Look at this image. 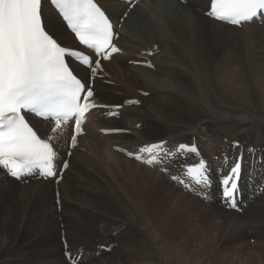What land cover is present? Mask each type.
<instances>
[{
    "label": "bare ground",
    "instance_id": "bare-ground-1",
    "mask_svg": "<svg viewBox=\"0 0 264 264\" xmlns=\"http://www.w3.org/2000/svg\"><path fill=\"white\" fill-rule=\"evenodd\" d=\"M95 1L105 10L107 15L114 22L117 28L119 24L121 23L120 22L121 19L124 18V14L126 13L128 9V5L120 3L117 0H95ZM209 8H210V0H188L185 3H182L179 0H143L140 3H138L133 8V10L129 12L128 16L124 18L122 25H121V30L119 31V33H121V36L126 34L127 32H128V35L122 36V38L120 36V38L118 39V43L123 42L125 43L126 46L130 48H136L137 50V52L133 53L132 51L122 48L121 45L119 44L122 50L128 51V53L135 54V55H132L131 60H129L131 61L130 66L121 65L120 68H118V69H121L122 72H124L123 81H125L132 87L134 85L139 86L140 88L143 89V91L142 90L140 91L144 93L150 92L152 95L153 93L156 94V92H158L159 93L157 97L158 101L156 102V104L160 103L167 108H171V110L173 108V109H176V111H186L187 113H190L191 115H193V113L198 111L199 112L197 113L198 115L208 116V108L210 107L211 110L213 109L212 111L215 110L218 113L222 105L216 103L215 100L213 99L214 96L213 97L211 96L208 83L205 84L204 82L205 77H203V73H202V70L204 67L201 66L200 64V61L203 60L202 56L206 55L205 49H207L208 46H210V44L214 42H222V43L234 42V41L238 42L240 40V34H241L239 32L246 30L249 27L260 30L261 27H260V22L253 23L250 25H245L242 28L231 27L225 24L218 23L206 15V13L209 11ZM43 10H44L43 16L45 18V27L47 31L49 32V34H51L54 38H56V40L60 44L61 43L62 44L71 43L72 42L71 35L67 32L64 25L60 21L59 17L56 16L55 12L52 11L49 6H45V5L43 6ZM263 25H264V22H263ZM48 27L52 30V33L48 30ZM259 33H264V31L261 29ZM176 41L180 42L179 46L175 44ZM150 52L155 54L153 59L149 56ZM200 52L202 56L199 55ZM226 56L227 55H225V57ZM228 58L229 60H232V61L228 60L229 63L233 62L234 55H230ZM119 59H122V57L116 56L115 58L111 60V63L105 64L103 72L100 73L102 77L96 78L94 80V87H93V90L95 91L94 98L96 99L98 104L106 106L107 109L96 110V111H93L89 115L88 122L84 128L86 132V136L81 138L80 146L78 147V149H75L73 153V158L70 160V167L65 172L63 181L58 185V190H56L54 181L44 182V181H36L34 179L30 180L29 186H26V185L21 186L20 184V186L23 187V189L18 188L19 185L17 181H14L13 179L9 178L3 171L0 170V198H2L1 196L3 194H10L12 197L10 199L11 201L8 202V204L6 205L4 209L5 212L7 213H6V218L0 223V232H3L2 234H4V232H6V230L9 229V227L11 226L10 224L13 223L11 222V219L15 217L16 218L14 222L15 231L16 230L17 232L22 231L23 228L25 227L26 232H29L30 234L28 244L26 245L27 255L19 257L20 260L22 259L21 264L31 263V260H32L31 256L33 253L36 252V246L33 243L34 239L39 237L41 240L45 242L47 241V239L48 240L50 239V236L52 234L50 233L52 232L50 230L57 225L56 221L59 220V218L62 216V214L59 213L58 208L62 207V210H63L65 207V204L73 199H82V201L78 202L81 204V207H80L81 210L89 207L93 211H96L98 208H101V206L106 207L108 205H112V207L116 208L118 220L124 223V224H121L117 222L116 220H114V222L112 223V220H110L111 218L108 219L107 221H104V223L97 222L96 223L97 229H95L94 231L96 233V236H94L92 233H88V235H86L85 227L87 228L88 225H85L83 223L79 225V222L81 221L80 218L82 217L81 210L76 213H72L71 217L68 216L69 218H67V215L65 214L63 216L64 219L61 222V224H65L64 228L66 230L65 240H66V245L68 247L67 250H65V245L62 241L63 235H61V230L59 231L61 236L60 235L59 236L61 237L60 241L63 244L64 258L65 256L66 257L68 256L67 253H71L70 261L74 262V264H134V263L135 264H159L158 260L153 254L154 252L149 251L150 249L148 248V245L145 242L146 237H144L143 235V231H145L143 230L144 222L148 219L152 220L157 228L158 226L162 225V229H164L165 224L168 225L169 227L168 229L172 233L174 242L183 243L186 245V248H188L189 246H192V247L199 248L198 250H202L208 244V240H207L204 230H203L204 234L202 233L203 231L201 232V234L204 236L200 235V237L199 236L197 237V235H195V237L182 238L185 236H180L175 233L176 224L179 225L180 230L184 231L185 230L184 228L187 229L186 224L190 222L189 220L188 222L185 219V216L187 217V214L189 212L192 214H195V212H191L193 211L192 208L194 207V205L193 206L187 205L186 203L189 200L187 202H184V200H186L187 198H190L195 201L201 202L202 200L200 199V197H198L197 194L193 192H192L193 194H191V192L183 190L179 185H177L175 182L172 181L170 174L169 175L163 174L159 170V168H149L147 166L139 164L138 162H135L134 160L127 158L125 155L121 154L117 150V148H122V149H128L131 152L134 150L133 148L135 147L134 151H136L139 147H142L144 145L161 142L158 140H162L166 142L167 145L172 148H175L176 146L180 144H187L190 146L191 143L194 142L193 140L195 138V136L192 139L189 138L188 137L189 135H187V132H186L181 135H178L177 138L175 137L176 139L175 138L170 139V137H166L164 139L155 138L157 139V141L153 143H146V144L142 143L141 145H136V146L132 145V143H136V142L140 144L142 141L139 142L140 141L139 137H143L144 135L147 134V133L144 134V133L132 131V129L138 130L139 128V126H137L138 123L140 124L144 123L143 120L145 119H147L148 121L151 120L153 122V119H154V120H157V122L161 124L164 122L163 119L166 121V118L164 117L166 113H164V111H161V110L160 111L156 110L155 104H153L154 102H152L151 107L146 108L145 110L139 109L136 114L138 117L135 116L136 117L135 118L134 117L135 110H136L135 108H140V107L136 105L127 106L125 104L128 101H132V100L141 101V100L137 99L136 97H131V94L129 92L125 94L127 95V97L124 98L120 106L114 105L113 103L103 100V97L108 96V95L113 96V93L119 94L120 96H124L116 91V89H121L120 84L116 83V86H115L114 84L110 83V82H113V80L111 79V77H109V75L111 76H115V75H113L112 73L108 72L105 69L106 67L110 66L113 62ZM149 61L153 64V66H155L156 73L162 76H165L166 79L169 80L167 81L168 82L167 84L164 85L163 83V85H159V84L155 85L146 79V75L150 74V76H152L151 71L146 68L141 67V64L143 62H149ZM205 61H206V58H205ZM71 65H72L73 71L76 74V76H78L88 86L90 72L78 64L72 63ZM211 66L213 68L214 65L212 64ZM167 67H172L173 70L168 71L169 69L167 70L166 69ZM141 70H146L149 73L146 74L145 71H141ZM257 71L259 72L258 73L259 76L262 75V73H264V71L260 69ZM233 76H236V75H233ZM153 78L157 80V76H155V74H153ZM254 78L256 80V77ZM220 80H223V79H220ZM234 80H235V77L232 80V82ZM222 82H225V80ZM253 83H254V79H253ZM190 85H192V87L194 88V93H191L189 91L191 87ZM224 86H227V85H224ZM256 86H259V85H256ZM229 87L230 86H228V88ZM231 88L233 89V87ZM248 91H245L244 89L242 91L231 92L229 94L230 96L228 97L227 102L225 101V103L236 102L243 106H252V109H253L254 106H256V104L254 103L255 100L254 101L252 100L253 97L251 98V95H249L250 93H248ZM255 94H258V93L256 92ZM262 97L264 99V91L262 92ZM216 98H217V95H216ZM144 100L145 99L143 98L142 101ZM114 107H122L119 118L111 117V114L115 111ZM131 108H134V109L132 110ZM261 110L262 112L264 111L263 109ZM129 111H132L133 114L130 113ZM139 111L143 113L142 116L138 113ZM239 113H242V111ZM175 117L177 116L175 115ZM30 121L33 127L35 128L36 132L41 137L47 138L50 135L49 133L51 130V125H49L47 122L39 121L33 117L30 118ZM166 123L168 124V122ZM198 123H197L198 125L197 127H191L192 125H176V124L171 125L170 127L172 128V130H174L173 132H175V130L178 132L180 128H182L181 130L182 132L187 129H189L187 131H190V130L194 131L198 129V131H200L201 133L211 132L213 135H215L216 132L212 130V128L214 127L210 126L209 117L201 118ZM146 124L148 125L149 123L146 122ZM98 125H99V128H96V126ZM247 125L249 124L247 123ZM237 128L242 129L244 128V126L237 125ZM113 129H116V130H113ZM151 129L155 130V128H151ZM101 131H109V134L111 135L108 134L105 136L103 133L102 134L100 133ZM117 131H121V132L119 133ZM140 131L143 132L144 129ZM246 131L248 132L236 131L237 132L236 136H234L235 134L234 135L231 134L230 137L228 138L230 141L229 145L225 143L227 142L225 140L227 138H222L220 139V141L217 140V142H219L217 149H215V147L212 146L214 151H211L207 157L208 162L210 164V168L212 170V176L214 179V188L211 189L210 192H208V190H202V189H196L195 191L196 193H199V191L202 190L204 192L203 194L205 193L208 194V198L210 201L204 200L206 203L205 202L203 203H205V205H215L216 204V206H212L213 211L211 212V210H209L210 212L208 213L212 214L213 216L222 215V217L224 218L223 223L225 224L226 228H228L230 225L237 224L238 219L241 218L239 215L247 214V211L249 210V208L250 209L252 208L250 207L252 203H255L261 200L263 201V199H261L262 195L257 193L255 189L264 180V134L257 132V131H253V130L251 132L250 129ZM135 134L139 136L137 137ZM140 134H142L143 136ZM87 136L91 138L92 137L97 138V140L95 138H92V140L94 141V145L91 142H89V147L87 145L84 146ZM174 136L171 135V137H174ZM240 136L244 139V142L238 140ZM131 137H133L135 141L131 142L132 140ZM113 138L115 140H113ZM186 139H191V142L188 143L187 141H185ZM209 140L210 139L207 138V142H209ZM245 140L248 141L250 145ZM64 141L65 140L63 139V137L62 138L59 137V139L57 138L55 140V145H56L57 151L60 154H63V157L65 158L67 154L68 143L66 144ZM236 143L239 144V147H237L235 150L233 149V145ZM83 146L85 148H88V150L91 149L90 146H99L101 148V153L103 149V151L107 153L109 156H112V158L117 156L116 157L117 163L116 164L113 163L114 159L110 161L108 158L107 159L103 158L100 155L101 153L96 154L97 157H100V160L102 161L101 164L93 160L88 154H85V155L83 154L84 155L83 157L85 158L84 163L85 164L90 163V168L92 167V169H94V172L97 174L93 176L98 180V184L95 187L86 186V185L81 186L82 184L81 181L76 180L75 182L77 184L74 182L73 184L67 186L69 179L71 180L75 179L72 176L73 171H75L74 173H76L75 175L76 178L78 176L79 177L82 176L80 178H84L87 174V172L83 170V169H86V167L75 159L77 157L78 152L81 151V147ZM242 151L244 154V160L242 163V176L240 180V190L242 194L243 206L241 207L240 205L242 209V214H240L238 212L228 210L226 203L221 198L222 193L220 191L219 183L217 180L219 179L220 174L227 169L228 165L226 163H223L222 161H219V165L215 169V167H211L214 165L213 163L215 162H211L210 158L212 157L211 154H213L214 157L218 156V158L226 160L227 153H228L227 158H231L229 153L232 152L235 155L233 161L231 162L232 164L235 161L237 155ZM222 152L226 153L223 156V158L221 157ZM123 159L133 162L135 166V170H131L130 172L126 173L127 168L124 167L122 171L123 175L121 174L119 175V173L117 172V168L119 166L123 167V162L124 163L126 162V161H123ZM190 161H194V159L190 158ZM106 162L108 163V165L105 164ZM102 165H105V168L106 166L109 167L110 169L109 172L111 173L106 174L107 171H104L105 169L104 170L101 169ZM177 165L178 163H172L170 166V168L172 167L171 170L173 171V174H176L177 172H179V168ZM115 176L116 178L113 179L112 177H115ZM79 177L78 179H80ZM108 181L110 182L112 181L113 183L111 185L106 184ZM258 182L259 184L255 186L256 183ZM163 183L168 184L175 191H178V192L180 191L181 192L180 195L184 199L182 201H178V199H175L176 198L175 196H174L175 197L174 199L168 198V196H171L172 194L166 196L163 190L164 188L162 187ZM44 184H50L54 186L55 191H53L52 187H49V185L45 186ZM217 184H218V187L216 186ZM79 190H80L79 192L80 196L76 197L75 193ZM213 190L218 192L220 203L218 202V199L216 198L217 197L216 194H214V196L211 197V192ZM257 190L259 191V188H257ZM57 193L60 194V198H59L61 201L60 204L57 203ZM88 194L89 195L90 194L92 195L100 194L102 198L100 201H98V203L101 206H98V203H95V205H93L92 201L94 197L92 196L91 198L92 200H90L87 196H85ZM84 196L87 197L90 201L85 200ZM55 197H56V200H55ZM30 203H31V206H30ZM180 203L184 205V208L188 207V210L182 209L180 207L181 205ZM217 203H219V206L222 207L223 210L222 208L217 206L218 205ZM55 204L57 208L55 207ZM135 204L136 206H134V210H133L132 205H135ZM31 207L36 208L38 211V214H39L38 225L31 223V221L28 219L27 213L29 212ZM255 209H257L258 211L257 213H253L252 218H254V220L257 219V221L260 222L259 224L264 226V211H262L263 207L259 206L257 208H254V210ZM226 211L228 212L226 213ZM100 213H101L100 216H103V217L107 216L106 214H104L103 211H101ZM114 216L116 217V215ZM203 216H204L205 221H209L210 217L207 214V211L205 212V215ZM51 225H53V227L50 229L49 226ZM123 225H127V226L123 228L122 227ZM202 225L205 226L204 223H202ZM256 227L257 226H255L254 228ZM258 227L260 226L258 225ZM214 228L216 227L214 226ZM257 228L255 230H257ZM129 234L132 235L133 240L140 238V240L138 241V244L137 246L133 247V243L130 242L126 247L128 248V251L126 250V248L125 250H121L123 246L122 245L123 239ZM73 236H76L79 239L80 238L85 239L86 243L80 244L74 248L76 241L75 239H72ZM8 238H6V242L3 248L0 249V258L8 254L10 251H12V254L13 252H17V253L22 252L21 250L23 249V247L20 246L19 244L16 245V241L18 238L16 239L14 238L15 240L14 241L12 240V242L9 241ZM237 239L245 240L246 237L244 234L243 235L238 234V235H235L234 237V240H237ZM197 240L199 241V243L197 242ZM196 242L198 243L197 245H196ZM200 242L202 243L200 244ZM59 244H57L55 249L52 251L49 250V247H46V248L44 247L43 252L47 254L48 256L45 259L44 256L40 253L41 262H38V264H42V263L43 264H67L66 258L63 259L62 256H59L58 254ZM60 247H62V245H60ZM167 255L168 254L166 253L164 256L166 259V264H170V263L174 264L177 259L172 260L171 257L173 256L168 257ZM18 259L16 260L18 261ZM78 259L80 261H78ZM16 260H13V261L8 260V263L11 262V264L12 263L20 264L16 262ZM131 261H134V263H132ZM4 262L5 261L1 262V264Z\"/></svg>",
    "mask_w": 264,
    "mask_h": 264
},
{
    "label": "rangeland",
    "instance_id": "rangeland-1",
    "mask_svg": "<svg viewBox=\"0 0 264 264\" xmlns=\"http://www.w3.org/2000/svg\"><path fill=\"white\" fill-rule=\"evenodd\" d=\"M45 6H48L47 3H45ZM43 12H44V10H43ZM47 25H48V23H47ZM260 27H261L260 30L262 29L264 31V25L260 23ZM119 29L120 28L118 27V30ZM48 30L52 33V30L49 27H48ZM260 30L253 29L252 27H249L246 30H243V31L239 32L241 34H240V40L238 42L237 41H234L235 43L234 42H227V43L214 42V43H211L210 46H208L207 49H205V53H206L207 56L206 55L202 56V54L200 52L199 55L202 56L203 57L202 59L204 60V61L203 60L200 61L201 66L204 67V68L202 67L203 68V70H202L203 77H205L204 78V80H205L204 82H205V84L208 83L211 96L212 97L214 96L213 99L215 100V102L222 105L221 109H220L221 111L219 110L218 113L215 110H214L215 112L212 111L213 109L211 110V108L209 107L208 108V116L198 115L197 114V113H199L198 111H196V112L194 111L195 113H193V115H194L193 116L190 113H187L186 111H176V109H173V108L171 110V108H167V107H165L164 105H162L160 103L156 104V102L158 101L157 100V97H158V94H159L158 92H156V94L153 93L152 95H151L150 92H149L150 94L148 92L144 93V92L140 91V90L143 91V89L140 88L139 86H135L134 85L132 87L131 85H129L128 83L123 81V79H124L123 78L124 77L123 73L124 72H122L121 69H118V68H120L121 65L122 66H125V65H129L130 66L131 65V61H129V60H131L132 55H135L133 53L137 52V50H136V48H130V47L126 46L125 43H123V42L122 43L119 42V44L121 45L122 48H125V49H127L129 51H132L133 53H128V51H125V54L121 56L122 59H119V60L113 62L110 66L106 67V70L108 72L112 73L113 75H115V76L109 75V77H111V79L113 80V82H110V83L114 84L115 86H116V83L120 84L121 89H116V91L119 92L121 95H124V96H120L119 94L113 93V96H109V95L105 96V97H103V100L108 101L110 103H113L114 105L120 106L122 104L124 98L127 97V95H125V94L127 92H129L131 94V97H136L137 99L141 100V101H139L140 105H136V106H138L140 108H135L136 110H135L134 117L135 116L138 117L136 114H137V111L139 109L145 110L146 108L151 107V105H152L151 103L152 102H154L153 104H155L156 110L164 111V113H166V115H167V116L164 115V117L166 118V121L163 119L164 122L161 123V124L158 123L157 120H154L153 118H152L153 122L151 120L148 121L147 119H145V120H143L144 123H141V124L138 123L137 124V126H139L138 130L132 129V131L133 132H140V133H144V134L147 133V134L144 135V136L142 134H140L143 137H139L140 138L139 142H141V141L142 142L140 144L137 143V142L136 143H132V145L136 146V145H141L142 143L143 144L153 143V142L157 141V139H164L166 137H170V139H174L175 137L177 138L178 135H181V134L187 132V135H189L188 136L189 138L192 139L195 136L193 141H196V143L200 146L201 151L203 152V155L205 157H208L209 153L211 151H214L213 147H215V149H217L218 143H219V142H217V140L220 141V139H222V138H227V139H225L227 141L225 143H227L229 145L230 141H229L228 138L230 137L231 134L232 135L235 134L234 136H236V134H237L236 131L248 132L246 130L250 129L251 132L253 130V131H257V132H260V133L264 134V118H263L264 117V111L262 112V110H261V109L264 110V99L262 97V92L264 91V89H263L264 88V84H263L264 83V73H262V75L259 76V74H258L259 72L257 71L259 69L264 71V33H259ZM125 35H128V32L126 34L122 35V36H125ZM122 36H121V38H122ZM218 43H220V44H218ZM175 44L177 46H179L180 42L176 41ZM230 44H231V46H230ZM62 45H64L65 47L75 48L73 42L72 43H68V44L63 43ZM210 48H212V49H210ZM220 49H222V50H220ZM232 50H234V51H232ZM225 55H227V56L225 57ZM230 55H234V60H233V62H230L231 64L229 63V61H232V60H229V58H228ZM207 57H208V59H207ZM199 58H201V57H199ZM205 58H206V61H205ZM197 60H198V58H197ZM212 64L214 65L213 68L211 66ZM166 69L167 70L169 69L168 71H172L173 70L172 67H167ZM141 71H145L146 74L149 73L146 70H141ZM141 71H139V72H141ZM150 71H151V75L152 76H150V74L146 75V79L148 81L152 82L155 85H158V84L159 85H163V83L165 85V84L168 83L167 81H169V80H167L165 76H162V75L156 73L155 69L154 70H150ZM218 72H219V74H218ZM251 73H253V74H251ZM153 74H155V76H157V80L153 78ZM208 74H210V75H208ZM220 74H222V75H220ZM232 74L236 75V76H233ZM217 75H219V76H217ZM226 76H227V78H226ZM253 76L256 77V80H255V78ZM234 77H235V80L232 82ZM220 79H223V80H220ZM253 79H254V83H253ZM213 80H214V82H213ZM219 80H220V82H219ZM224 80H225V82H222ZM227 80H229V81H227ZM221 82L224 83V84H222ZM232 83H233V85H232ZM255 84L259 85V86H256ZM224 85H227V86H224ZM237 85H239L240 87L237 86ZM110 86H112V85H110ZM190 86L191 87H190L189 91L191 93H194V88L192 87V85H190ZM228 86H230V87L228 88ZM212 87H214V88H212ZM231 87H233V89ZM241 87H242V89H241ZM257 87H259L260 89L257 88ZM230 88H231V90H230ZM244 89H245V91L249 90L248 91V93H250L249 95H251V98L253 97L252 98L253 101L255 100L254 103L256 104V106H254V108H253L254 110L252 109V106H243V105H241L239 103H236V102L225 103V101L227 102L228 97L230 96L229 94L231 92L242 91ZM257 89H259V90H257ZM256 92L258 94H255ZM111 94H112V92H111ZM161 94H162V92H161ZM216 95H217V98H216ZM220 96H222V97H220ZM223 97H225L226 100ZM143 98L145 99L144 101H142ZM148 104H150V105H148ZM258 105H259V107H258ZM161 107H163V108H161ZM131 109L133 110L134 108H131ZM250 109H252V110H250ZM241 111H242V113H239ZM129 112L132 113V111H129ZM174 112H176V113H174ZM138 113L141 116L143 115V113L141 111H139ZM210 114H211V116H210ZM175 115L177 117H175ZM179 115H181V116H179ZM229 116H230V118H229ZM240 116H241V118H240ZM206 117H209L210 126L214 127V128H212V130L214 132H216L215 135H213L211 132L201 133L200 131H198V129H196L194 131L193 130L187 131V130H189V129H187V130L182 132L181 131L182 128H180V130L178 132L176 130H175V132H173L174 130H172V128L170 127L171 125H174V124H176V125H192L191 127H197L198 126L197 123L199 122V120L201 118H206ZM187 118H189V119H187ZM190 118H192V119H190ZM145 121L148 122L149 124L147 125ZM231 121H233V122H231ZM166 122H168V124ZM223 122H224V124H223ZM247 123L249 125H247ZM237 125L238 126L239 125L240 126H244V128L239 129V128H237ZM262 126H263V128H262ZM96 128H99V125L96 126ZM151 128H155V130H152ZM143 129H144V131L141 132L140 130H143ZM217 129H219V130H217ZM113 130H116V129H113ZM232 132H234V133H232ZM176 133H178V134H176ZM135 135L137 137L139 136L137 134H135ZM171 135H173V136L175 135V136L171 137ZM92 138H95V137H92ZM92 138L87 136V138L85 140V143H84V146L87 145L89 147V142H91L94 145V141L92 140ZM155 138H157V139H155ZM207 138L210 139L209 142H207ZM95 139L97 140V138H95ZM131 139H132L131 142L135 141V139L133 137H131ZM191 139H186L185 141L190 143ZM113 140H115V139L113 138ZM238 140L244 142V139L241 136L239 137ZM158 141H162V140H158ZM246 142H248V141H246ZM208 143H209L210 146L208 145ZM249 145H250V143H249ZM84 146L81 147V151L78 152L77 157L75 159L78 162H80L81 164H83L86 167V169H88V170L83 169L85 172H87V174H86V176L84 178H80L82 176H80V177L78 176L80 178V179H78V177L76 178V176H75L76 175V173H74L75 171H73L72 172L73 173L72 176L75 179H73V180L69 179L68 183H67V186L73 184L76 180L77 181L78 180L81 181V183H82L81 186L82 185H86V186L95 187L98 184V180L93 176V175H97V174L94 172V169H92V167L90 168V163H86V164L84 163L85 162V158L83 156L85 154H88L93 160H95L96 162L101 164L102 161L100 160V157H97V155H96V154H100L101 153V148L99 146H90L91 149L88 150V148H85ZM133 149L135 150V147ZM88 155H86V156H88ZM100 155L103 158H105V159L108 158L110 161L112 159H114L113 163L114 164L117 163V160H116L117 156L112 158V156H109L107 153H105L103 151V149H102V153ZM211 156H212L210 158L211 162H215V163H213L214 164L213 166L218 165V162H219L218 156L214 157L213 154H211ZM123 161H126L125 163L123 162V167L119 166L117 168V172L119 173V175L120 174L123 175L122 171H123L124 167L127 168L126 173L130 172L131 170H135V166H134L133 162L127 161L125 159H123ZM105 164L108 165L107 162ZM106 168H105V165H102L101 169L102 170L105 169L104 171H107L106 174L111 173V172H109V170H110L109 167L106 166ZM90 173H92V174H90ZM112 178L115 179L116 176L112 177ZM245 180H247V179H245ZM108 182L106 184H110L111 185L113 183L112 181L111 182L108 181ZM29 183L28 182L18 183V185H19L18 188L23 189V187H21V186H24V185L29 186ZM38 183H40V182H38ZM20 184H21V186H20ZM63 184H64V182H63ZM165 184L166 183H163L162 187L164 188L163 190H164V193L166 194V196L172 194L171 196H168V198L174 199L176 197L175 199H178V201H182L184 199L180 195L181 194L180 191H179L180 192L179 193L178 191H175L168 184H166L167 186ZM44 185L45 186L49 185V187H52V190L55 191L54 186H52L50 184H44ZM61 186H62V184H61ZM52 190H51V192H52ZM79 192H80V190L75 193L76 197L80 196ZM214 194L217 195L216 198L218 199V202L220 203V198L218 197V192L213 190L211 192V197H213ZM260 195H262L261 199H263V201L261 200V201H257L255 203H252L251 206H250V207H252L251 208L252 210L249 208V210L247 211L248 215L247 214L239 215L241 218L238 219V223L234 224V225H230L228 228H226L225 224L223 223L224 222V218L222 217V215H220V216L219 215H214L213 216L212 214L208 213V212H210L209 210H211V212L213 211L212 206H216V204L215 205H205V203H206L205 201H207L208 199L204 201V199H202L201 197H200L201 200H202L201 202L195 201V200L190 199V198H187L186 200H184V202H187L189 200L186 204L187 205H191V206L194 205V207L192 208L193 211H191V212H195V214H192V213L189 212L188 213L189 215L187 214V217L185 216V219L187 221L189 220L190 222L188 221L189 223L186 224L187 229L184 228L185 229L184 231L180 230L179 225L176 224L175 230L177 232L175 231V233L177 235H180V236H185V237H182V238L195 237V235H197V237L198 236L200 237V235L204 236V235L201 234V232L204 230L205 231V235H206L207 240H208L207 246L204 249H202V250H198L199 248L192 247V246H189L188 248H186L185 244L174 242L172 233L168 229L169 228L168 225L165 224V228L164 229H162V225L158 226V228H157L156 225L153 223V221L148 219V220H146L144 222V226L143 227L145 229L143 228V230H145V231H143V235H144V237H146L145 238L146 239L145 242L148 245V248L150 249L149 251H153L154 252L153 254L155 255V257L158 260L159 264H166V259L164 257L166 253L168 254L167 255L168 257L173 256V257H171L172 260L173 259H177L174 264H264V229H263L264 226L259 224L260 222H258L257 219L254 220V218H252L253 217V213H257V211H258L257 209L254 210V208L262 206L263 207L262 211H264V203H263L264 202V193H262ZM85 196H87L90 200H92L91 199L92 196L94 197V199L92 201L93 205H95V203H98V201H100L101 198H102V196L100 194H97V195H92V194L89 195L88 194V195H85ZM85 196H84L85 200H89ZM180 196H181V198H180ZM1 197L2 198H0L1 199L0 200V205H1L0 206V212H1L0 213V223L6 218V213L7 212H5L4 209H5L6 205L8 204V202L11 201L10 199L12 198L10 194H3ZM95 198H97V199H95ZM193 198H195V197H193ZM55 200H56V197H55ZM79 201H82V199H73V200H71V201H69V202H67L65 204V207H64L63 210H62V207L58 208V211H59V213L62 214V216L59 218V220L56 221L57 225L56 226L54 225L55 227H53V225L49 226L50 229L53 227L50 230V231H52V232H50V233H52L51 236H50V239L49 240L47 239L46 242L41 240L39 237L34 239L33 243L36 246V252L32 254V256H31L32 260H31L30 264H38V262H41L40 253L46 259L48 255L43 252L44 247L45 248L49 247V250L52 251V250L55 249L57 244H59V242H60V244H59V252H58V254H59V256H62L63 259H65L64 256H63V244L60 241V239H61L60 236L65 234L66 230L64 228L65 224H61V222L63 221V219H64L63 216L65 214L67 215V218H69V217L72 216V213H76V212L81 210L80 209L81 204L78 203ZM203 202H205V203H203ZM188 203H190V204H188ZM219 203H217L218 204L217 206H219ZM180 204L182 205V206L180 205V207L182 209L188 210V207L184 208V205L182 203H180ZM30 206H31V203H30ZM98 206H101V205L98 203ZM132 206H133V210H134V206H136V204L132 205ZM55 207H56V204H55ZM220 208H222V207H220ZM61 210H62V212H61ZM222 210H223V208H222ZM222 210H220V211H222ZM101 211H103L104 214H106L108 217L107 216H104V217L100 216V214H101L100 212ZM206 211H207V214L210 217L209 221H205L204 216H203V215H205ZM81 212H82V217L80 218L81 221L79 222V225L82 224V223L85 224V225H88L87 228L85 227V230H86L85 234L86 235H88V233H92L94 236H96V233L94 232L95 229H97L96 223L97 222H103L104 223V221H107L110 218H111L110 220H112V223L114 222V220H116L117 222H119L121 224H124V223H122L121 221L118 220L116 208L112 207V205H108L106 207H102L101 206V208H98L96 211H93L91 208L87 207V208L82 209ZM227 212L228 211H226V213ZM238 213L242 214V211L238 212ZM114 215H116V217ZM190 215L192 216V218H191ZM27 216H28V219L31 221V223H33L35 225H38L39 214H38V211H37L36 208L31 207L29 212L27 213ZM15 219H16L15 217H13V219H11V222H13V223L10 224L11 226L9 227V229H7L8 231L6 230V232H4V234H2L3 232H0V249L3 248V246H4L5 242H6V238H8V237H9L8 238L9 241H11V242H12V240L14 241L16 238H18L17 241H16V245L19 244L20 246L23 247V249L21 250L22 252H18V253L17 252H13V254H12V251H10L8 254L2 256L0 258V264L3 261H5V262L2 263V264H11V262L8 263V260L13 261V260L18 259L21 256L27 255V253H26V245L28 244V240H29L30 234H29V232H26L25 227L23 228L22 231H18V232H17V230L15 231V229H14ZM28 223H29V221H28ZM59 223H60V225H59ZM202 223H204L205 226H203ZM232 224H233V222H232ZM89 225H90L91 228L89 227ZM258 225L260 227H258ZM12 226H13V228H12ZM126 226L127 225H123L122 227L124 228ZM214 226L216 228H214ZM255 226H257L260 230L257 227H256L257 230H255L256 229V228H254ZM261 227H262V229H261ZM60 230H61V235L59 233ZM199 230H200V232H199ZM191 231H192V233H191ZM204 231L202 232L203 234H204ZM7 232H8V234H7ZM198 233H200V234H198ZM53 234L56 235V236H54ZM238 234H240V235L244 234L246 239L245 240H241V239L234 240L235 235H238ZM72 239H75V241H76V244L74 245V248L77 247L80 244L86 243L85 239H82V238L79 239L76 236H73ZM22 240H24V241H22ZM139 240H140V238H137V239L133 240L132 235H130V234L127 235L123 239V244H122L123 246H122L121 250H125V248L127 247V245L130 242L133 243V247L137 246ZM26 241H27V243H26ZM197 242L199 243L198 240H197ZM197 242H196V245L198 244ZM201 243L202 242H200V244ZM60 245H62V247H60ZM52 246H53V248H52ZM182 247H184V248H182ZM120 248H121V246H120ZM185 249H187V250H185ZM126 250L128 251V248H126ZM116 251H118V250H116ZM134 253H135V251H134ZM168 257H167V259H168ZM21 261H22V259L20 260V258L18 259V261L16 260V262H18L20 264L22 263ZM131 262L134 263V261H131ZM14 263H15V261H14ZM67 264H69L68 261H67ZM170 264H172V263H170Z\"/></svg>",
    "mask_w": 264,
    "mask_h": 264
},
{
    "label": "snow or ice",
    "instance_id": "snow-or-ice-1",
    "mask_svg": "<svg viewBox=\"0 0 264 264\" xmlns=\"http://www.w3.org/2000/svg\"><path fill=\"white\" fill-rule=\"evenodd\" d=\"M80 44L93 51L97 59L58 44L43 26L42 0H0V168L20 179L35 172L57 176L52 138L41 139L26 120L31 113L53 123L52 131L74 120L71 143L82 132L86 113L96 107L93 91L69 68L66 57L86 65L95 74L100 60L109 59L118 49L113 43L112 25L95 0H52ZM210 17L241 26L264 20V0H210ZM135 155L149 165L163 163L184 153L197 156L194 146L180 144L166 147L165 142L145 145ZM129 155H132L129 153ZM67 168L65 162L62 166ZM166 171V169H165ZM240 164L234 163L222 179L224 196L230 199L237 189ZM180 184L203 185L209 182L203 159L187 166L184 178L173 177ZM235 207V205H232Z\"/></svg>",
    "mask_w": 264,
    "mask_h": 264
}]
</instances>
